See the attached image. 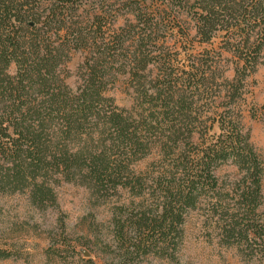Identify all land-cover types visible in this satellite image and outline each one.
I'll use <instances>...</instances> for the list:
<instances>
[{
    "label": "trees",
    "instance_id": "1",
    "mask_svg": "<svg viewBox=\"0 0 264 264\" xmlns=\"http://www.w3.org/2000/svg\"><path fill=\"white\" fill-rule=\"evenodd\" d=\"M88 1L0 0V197L27 194L44 211L55 206L60 181L98 195L121 188L139 200L112 216L125 261H173L186 217L199 208L227 243L254 244L264 257L263 167L239 104L243 82L264 59V0H177L176 14L168 4L160 12L145 0H105L100 15L79 20ZM182 17L199 44L223 33L221 49L237 61L224 88H212L221 54L210 62L187 56L174 70L175 59L153 50L169 31L164 23ZM76 52L85 56L73 90L60 74ZM120 77L137 85L131 112L105 96ZM152 149L155 172L131 174ZM224 164L238 170L227 190L214 176Z\"/></svg>",
    "mask_w": 264,
    "mask_h": 264
},
{
    "label": "rangeland",
    "instance_id": "2",
    "mask_svg": "<svg viewBox=\"0 0 264 264\" xmlns=\"http://www.w3.org/2000/svg\"><path fill=\"white\" fill-rule=\"evenodd\" d=\"M104 1H88L78 13L79 20L90 13L100 15ZM145 1L153 11L167 9L165 4L173 8L175 14L178 11L177 0ZM118 2L115 0L116 6ZM167 13L170 12L167 10ZM178 20L164 23L169 31L158 36L159 40L153 50L159 49L175 59L174 70L187 56L198 55L203 61L210 62L216 53L221 54L214 61L215 87L212 88L215 92L224 88L225 81L233 78L237 61L231 54L223 53L219 39L223 33H219L218 39H214L211 45L199 44L194 39L189 20L183 17ZM122 24L123 20L118 19L115 28ZM184 35H187L186 39ZM91 51L89 49L85 52L87 54ZM84 56L83 53H72L70 61L62 67L61 79L70 89L75 90L81 84L79 74L82 71H79V66ZM15 70L12 64L7 74L12 77ZM158 71L146 72L145 83L161 73ZM242 87L243 101L239 103L241 123L263 167L261 188L264 197V59L260 61L255 73L243 82ZM106 88L105 96L111 98L118 109L129 112L135 109L137 85L133 79L120 77L108 83ZM207 102H212V99L209 98ZM203 110L206 119L210 115L207 109ZM213 133H216V129L208 136ZM158 158V150L152 149L144 158L131 163V174L147 179L150 173L155 172ZM214 176L218 187L227 190L238 179V170L233 165L224 164L214 171ZM54 194L55 206L44 211L32 206L27 194L0 197V264H264V257L260 256V249L256 245H237L233 241L227 243L215 221L207 218L205 208L188 213L173 261L150 255L131 263L122 257L126 245L122 248V243L113 239L112 216L118 208H127L132 202L137 203L138 199L132 198L121 188H117L113 194L110 191L98 195L62 181L54 187ZM227 202L230 204L232 201ZM260 213L264 215V198Z\"/></svg>",
    "mask_w": 264,
    "mask_h": 264
}]
</instances>
